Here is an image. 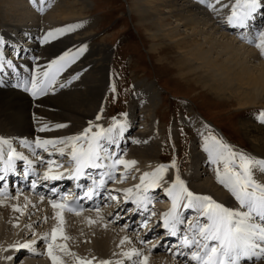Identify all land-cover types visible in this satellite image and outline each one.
Returning <instances> with one entry per match:
<instances>
[{
	"label": "bare ground",
	"instance_id": "obj_1",
	"mask_svg": "<svg viewBox=\"0 0 264 264\" xmlns=\"http://www.w3.org/2000/svg\"><path fill=\"white\" fill-rule=\"evenodd\" d=\"M38 2L39 0H0V16L3 19L0 20V26L3 25L0 29V37L8 42L11 39L10 43L19 46L18 49L21 47L20 49L24 52L21 58L6 56L30 69L33 64L41 68L46 67L47 62L54 57L66 51L71 52L82 44L85 50L70 60L57 77L58 83L55 90L46 91L38 107H35V103H30L26 96L30 95L29 93L14 87L16 79L8 75L10 70L5 69L3 73H0V78L7 81L6 84H0V137L10 136L32 141L36 136L60 137L81 132L89 125V122L95 119L96 112L101 107L102 97L108 88V70L111 66L112 54L105 42L97 43L89 40L88 31H91V25L95 23L93 18L89 19L85 16L90 10V0H57L56 8L43 15L46 22L40 23L39 26L32 25L33 22L29 25L30 27L24 26L22 22L25 18L27 21L33 18L32 12L28 10L31 9L29 6L37 7L40 4ZM214 7L218 5L214 4ZM128 10L132 13V18H135L139 29L148 32L147 40L153 44L154 54L163 56L167 53L166 51L176 53L172 58L169 54V57L175 60L173 66L181 78L194 82L195 85L212 93L219 100L226 102L233 100L234 105L240 110L254 105L264 106V57L259 55V49L255 43L250 42L255 40L256 30L264 28V9L257 11L246 29L223 27L222 17L229 10L223 8L219 9L222 13L213 12L201 4L200 0H130ZM79 21L84 22L80 28L64 33L43 45L39 43L38 37L43 32ZM6 27L12 29L9 28V30ZM13 29L21 31V35H17L19 39L11 34ZM22 36H24L23 39H21ZM33 57H38V59L33 60ZM18 71L20 78H23L25 75L23 69L18 68ZM71 72L76 77L73 82ZM155 86V83L151 81L139 80L134 83L135 92L123 120L126 121L127 127L123 135L119 137L120 151L127 150L131 159L142 160L147 157H157L163 143L161 138H153L152 128L135 134L131 132L132 123L135 122L137 116L134 110L139 109L142 110L141 113L149 115L157 106L160 94ZM191 110L188 108L192 115L187 125L191 126L196 133L194 144L202 143L201 135H207L211 131L201 116L194 115ZM56 123L64 124L65 127H49V130L37 131L41 125L51 126ZM205 125L207 127H204ZM243 129L244 134L253 142L255 151L264 157V128L248 123L243 125ZM49 150L54 151L51 147ZM39 151L38 156L43 159L49 157L48 152L40 149ZM65 156V159H68L67 154ZM28 159L34 163L41 161L36 159V155ZM158 160L161 161L159 158ZM205 163L198 160V155H195L197 168L198 165ZM213 167L216 168L215 165ZM149 170L148 168L145 172ZM259 174H261L259 170L255 171L254 177ZM257 179L261 183L264 181L263 178ZM184 181L189 190L195 193L210 195L226 206L239 207L231 194L208 176L201 178L193 185H189L186 179ZM166 188L167 186L162 188L156 186L155 190H152V195L162 191V196ZM25 197L28 198L27 207H24ZM118 199L124 202L118 207H113L115 213L127 204L125 195L119 196ZM0 200L4 201L0 204V264H10L12 259H4L8 256L13 257L11 248L7 246L16 242L20 243V239L19 237L15 240L6 239L3 234L14 226L13 222L18 219L15 225L19 227L18 235L20 236L22 231L37 233L36 230L34 231L33 223L46 221L45 226L39 231L41 233L38 232L40 236H36L41 237L43 233H50L52 226L57 224L54 211L58 210L47 206L48 204L43 200L37 201L23 193L9 198L0 197ZM12 204L20 205L23 212H14L11 208ZM23 215L24 217L31 216V220L27 222L22 218ZM89 219L94 222L89 223ZM61 226L68 239L59 241L66 245L68 251L63 252L57 249L56 255L60 257L63 264H76L77 257L94 258L93 264L97 260H108L109 258L117 259L121 264H135V258L129 261L124 256V252L131 248L141 250L142 254L147 257V264H186V262L173 260L165 253L157 252L158 249L149 251L151 244L141 245L138 238L127 232L128 236L124 229L108 222L106 213L100 210L98 212L92 210L91 214L82 211L73 215L62 212ZM124 237L127 239L121 243ZM82 240L90 242V248L82 247L80 244ZM56 243L59 242L56 241ZM118 244L125 245L127 249L123 250L121 247L119 251L112 250ZM29 260L30 257L21 261V264H31ZM32 264H51V261L43 253L42 258L35 260ZM252 264H264V260H253Z\"/></svg>",
	"mask_w": 264,
	"mask_h": 264
},
{
	"label": "snow or ice",
	"instance_id": "obj_2",
	"mask_svg": "<svg viewBox=\"0 0 264 264\" xmlns=\"http://www.w3.org/2000/svg\"><path fill=\"white\" fill-rule=\"evenodd\" d=\"M200 3L217 13L219 9L229 8L227 14L222 17V26L233 29L248 28L249 22L254 19L257 11L264 9V0H231L230 4L220 3V0H200ZM41 4H43V0H41ZM214 4L218 7H214ZM38 10L42 11L43 8ZM83 23V21H79L49 29L38 37L39 43L43 45L64 33L72 32L80 28ZM250 42L255 43L259 49V55L264 57V28H258L255 40ZM6 46V41L0 37V49ZM84 50L85 46L82 44L71 52L66 51L60 56L54 57L47 62L46 67L41 68L39 65L33 64L30 69L22 63L17 64L16 61L9 59L3 51H0V73H3L5 69L10 70L8 75L16 79L14 87L23 89L35 98L43 95L46 91H54L59 74L71 59L79 56ZM12 52L18 57V47L12 48ZM32 59L35 60L38 57ZM18 68L23 69L25 73L23 78H20ZM75 78V76L72 77V79ZM6 83L5 79L0 78V84ZM66 83H70V81H66ZM259 117L264 120V110L259 113ZM96 119H100L99 113H97ZM111 119L113 123L107 128L95 124V130L92 131L93 125L89 122L88 127L76 134L60 137L36 136L32 141H21V145L27 147L34 155L38 149L48 152V169L43 173L44 180L59 179L63 175L60 172L50 171L55 164L51 159L53 152L49 150L50 147L59 156L67 154L72 168L71 170L64 169V172L69 174V178L75 180H80L82 177L90 179V184L86 188H81L83 197L90 200L100 194L108 179L115 180V171L118 166L127 169L135 163V161L126 160L119 148V137L126 130V121H118L115 117ZM49 127L62 128L65 125L59 123L51 126L41 125L37 131L49 130ZM201 139V146L207 153L209 164L216 166L215 179L217 183L231 194L239 207L226 206L210 195L195 193L189 190L179 174L174 175L171 183L165 189L171 200V206L166 212L161 213L160 223L167 235L176 238V243L173 245L175 250L170 248L169 252L173 257L186 258V264H252L253 260H264V183L254 178L255 171L259 170L264 173V159L237 151L210 132L207 135L202 134ZM8 144V140L0 138V161H2V146ZM7 157L6 161H2L4 167L0 168V172H15L17 170L15 161L22 160L25 165L24 174L27 176L34 163L22 153L11 148L7 152ZM36 159L43 163L42 157L37 155ZM55 166L60 167L59 165ZM170 166L176 167L175 160ZM168 167L169 165L162 163L151 172L142 173L140 183L134 186V197L132 195L133 188L110 190L106 195L110 196L112 200H116L117 197L112 195V191L123 192L126 194L125 201L131 199L132 203L136 205L132 211L143 209L144 213H147V205L152 199L150 189L155 188L162 181L163 173ZM32 174L35 175V172L33 171ZM124 178L125 173L121 172L120 179ZM6 180V175H0V182ZM36 185L37 180H32V189H35ZM52 191L55 192L56 189L53 188ZM3 194L4 189L0 188V196ZM19 194L18 192L17 195ZM24 199V207H27L28 198ZM73 199H79V197ZM3 202L0 200V204ZM49 205L54 210H58L54 211L57 224L52 226L50 233H43L41 237L37 238L44 241V254L47 255L51 264H63L60 257L56 255L57 249L63 252L68 251L64 243H56L57 240L68 239L61 226L62 212L67 210L78 214L82 208L69 201L66 195L60 199H50ZM11 208L14 212H23V208L18 204H12ZM93 210L98 212L99 208L96 207ZM183 210H191L195 214V218L186 216ZM114 215L119 219V212ZM88 222L93 223L94 221L89 219ZM16 223H18V219L13 222V225L15 226ZM147 223V220H142L139 227H144ZM126 239L127 237L122 238L121 243H124ZM140 242L145 243L143 240ZM35 243V240L16 242L7 247L17 251L28 249L35 254L33 247ZM155 247L157 245H151L149 251ZM124 256L129 261L135 258V264H147V257L139 249L131 248L124 252ZM4 259L11 260L13 257L8 256ZM93 259L77 257L76 264H93ZM95 264H112V262L97 260ZM116 264H121V262L117 261Z\"/></svg>",
	"mask_w": 264,
	"mask_h": 264
},
{
	"label": "rangeland",
	"instance_id": "obj_3",
	"mask_svg": "<svg viewBox=\"0 0 264 264\" xmlns=\"http://www.w3.org/2000/svg\"><path fill=\"white\" fill-rule=\"evenodd\" d=\"M39 2L40 4H38L37 7L29 6L31 9L28 10L32 12L31 14L34 19L28 18L29 21H27V18H25V21L23 20L22 22L24 26L27 25L30 27L29 25H31L32 22V25L39 26L42 22H46L44 20L45 16L43 15H46L47 11L56 8L57 5V0H43V4H41V0H39ZM230 2L231 0H225L220 3L230 4ZM129 4L130 0H90V10L88 14L85 15L87 18H93L95 20V23L91 25V31H88V35L90 36L89 40L97 43L105 42L112 54L111 66L108 70V88L105 91V95L102 97L101 107H99L96 112V116L97 113L100 114V119L97 120L95 116V119L91 122L93 125L92 131L95 130V124H100L102 127L107 128L113 123L112 117H115L118 121H123L126 117L125 113L128 111L131 98L135 92L134 83L139 80L151 81L155 83V87L160 94V99L155 109H153L149 115L141 113L142 110H134L137 116L135 122L132 123L131 132L135 134L136 132L152 128L154 131L153 138H161L163 143L157 157H147L142 160L131 159L127 150H123L121 153L124 158L126 160L130 159L135 161V163L127 169L123 166H119V171L125 172V178L121 180L118 176L119 181L114 182V184L121 185L128 189L133 188V192H135L134 186L140 183V175L145 173V170L148 168L150 169L149 172H151L153 168L162 163L169 165V167L163 173L162 181L157 184V187L160 188L163 186L168 187L176 174H179L181 179H186L189 185H193L196 181L207 176L210 177L212 181L216 180L215 168L213 165L209 164L207 154L201 146L202 143L196 142V144H194L193 142L196 138V133L191 126L187 125L192 115L188 111V108L192 109L191 112L194 115L198 117L201 116V119L209 125V130L212 134L221 138L233 149L247 153L255 158L260 157L259 159H263L264 157L255 151L251 139L244 134L243 125L252 123L264 128V120H261L259 117V113L264 110V106L254 105L240 110L234 105L233 100L231 102L219 100L214 97L212 93L210 94L207 90L195 85L194 82L190 80H188V82L185 78H181L179 74L177 75V71L173 66L175 60H171L173 54L176 53L173 51H169L170 53L166 51L167 53L164 54L166 55L164 59V55L158 56V54L152 52L153 44L149 43L147 40L148 32L139 29L135 22V18H132V13L128 10ZM41 7H43V10H38ZM227 10H229V8H227ZM219 13H222V11H219ZM0 20H3L1 16ZM10 23L13 24L14 22ZM2 27L3 25L0 26V29ZM6 28L12 29L11 27ZM11 34L18 37L17 35L20 36L21 31L13 29ZM8 54H11L10 51ZM70 74L72 78L73 72ZM74 80L75 79H72V82ZM26 96L31 104H36L35 107H38L40 105V100L44 98L42 95L35 98L31 95ZM101 108H103V111H101ZM7 137L10 136L0 138L8 140L13 148H19L20 151L29 153L30 150L21 145V141H26V139ZM194 149L195 151H193ZM195 155H198V160L206 163L198 165L199 167L197 168V166H195ZM51 158L55 161L52 167H56L55 165L60 166L56 167L57 169H65L68 167L67 163H60L57 161L58 159L62 160L60 157L54 155ZM158 158L161 161H159ZM173 160H175V168L170 166ZM43 166H45V164L42 165L43 169L48 168V164L45 167ZM255 177L259 179L263 178L264 180V173L261 172V174ZM262 183H264V181ZM161 202L162 204H169L170 201L166 198L161 199ZM88 214L91 213L89 212ZM30 217L31 216H22L27 222L31 220ZM22 218L21 220H23ZM45 222L33 223L34 230H36L37 233L41 231L43 226H45ZM5 227H7V225ZM18 230V225L17 227L15 225L10 227L3 235L6 239L9 238L13 240L19 237L20 243L31 241L36 236V232H34L35 235H33L30 231H22L19 236ZM127 235L129 236L128 233ZM57 241L59 243L61 242L59 240ZM80 244L82 247L90 248V242L88 241L82 240ZM42 245L45 246V244L41 242L36 245L38 247L37 253H39L30 257L29 261L31 264L34 263L35 260L42 258L45 248H43ZM118 246L115 247V249L112 248V250L119 251L121 247L123 250L127 249L125 245L121 246V244H118ZM10 250L14 252L15 249ZM108 260H113L112 264H115L117 261V259L114 258H109Z\"/></svg>",
	"mask_w": 264,
	"mask_h": 264
}]
</instances>
